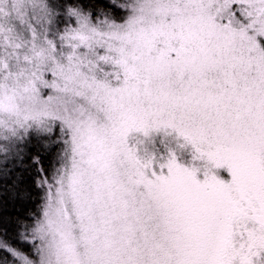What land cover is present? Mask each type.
I'll use <instances>...</instances> for the list:
<instances>
[{"label": "snow or ice", "instance_id": "obj_1", "mask_svg": "<svg viewBox=\"0 0 264 264\" xmlns=\"http://www.w3.org/2000/svg\"><path fill=\"white\" fill-rule=\"evenodd\" d=\"M33 187L0 264H264V0H0V196Z\"/></svg>", "mask_w": 264, "mask_h": 264}, {"label": "trees", "instance_id": "obj_2", "mask_svg": "<svg viewBox=\"0 0 264 264\" xmlns=\"http://www.w3.org/2000/svg\"><path fill=\"white\" fill-rule=\"evenodd\" d=\"M90 3H99L101 0H86ZM106 2V0H104ZM32 198L26 201L12 200L7 196H0V218L3 220V227H0V232L7 229V237L14 244L20 247L25 252H31L32 244L21 243L18 240V232L23 229L19 227L18 222H27L30 219V214L36 213L40 209L42 192L37 188H32ZM4 253L0 252V257Z\"/></svg>", "mask_w": 264, "mask_h": 264}, {"label": "rangeland", "instance_id": "obj_3", "mask_svg": "<svg viewBox=\"0 0 264 264\" xmlns=\"http://www.w3.org/2000/svg\"><path fill=\"white\" fill-rule=\"evenodd\" d=\"M221 174L222 175H226V172H224L223 170H221Z\"/></svg>", "mask_w": 264, "mask_h": 264}]
</instances>
